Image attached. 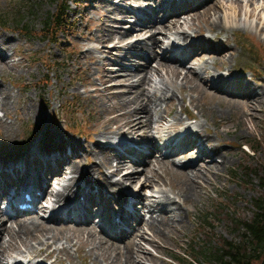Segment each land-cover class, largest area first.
Masks as SVG:
<instances>
[{
    "label": "bare ground",
    "instance_id": "1",
    "mask_svg": "<svg viewBox=\"0 0 264 264\" xmlns=\"http://www.w3.org/2000/svg\"><path fill=\"white\" fill-rule=\"evenodd\" d=\"M120 1L138 3L143 7L134 10L110 0L106 2L110 11L105 15L104 27L99 29L101 34L97 35L96 41L100 45L95 49L113 56L119 55L120 60L131 65L117 64L108 57L101 65L104 71L101 78L103 87L96 89L97 94L92 97L109 101L111 105L102 104L103 114L97 129L99 137L95 145L96 149L93 147L91 151L97 157L98 163L82 168L79 160L76 159L81 156L79 155L80 142L68 137L66 140H61V135L56 128L50 127L54 125L53 122L50 125H42L38 140L32 139L25 146L19 147L15 143L12 146L9 139H3V142H0V144H6L0 149V264H4L9 249L21 252L22 247L28 250L30 257L34 259L40 257L37 261H33V264H45L46 261L49 264H64L65 259L70 260L68 264H73L71 261L73 258L79 259L80 264H142L139 258L154 260V256L146 250L141 241L158 247L156 238L162 239L160 234L171 236L175 231L179 232L177 229L183 222V212L181 206L176 205L167 193H163V197L156 201H150L148 197H143L140 193L134 197L127 193L123 184L129 183L132 186L141 172L137 171V163L132 161L134 160L132 156H135V153L139 156L144 155L146 157L144 161L151 166L154 164L161 169L170 168L173 173H177L176 180L169 182L162 177L159 171H155V176L148 178L146 185H157L159 181L156 177H158L174 187L173 193L176 197L182 198L183 203L193 206V199L202 193L207 194L210 185L208 181L212 180L213 176H222L223 169L232 163L231 159L241 154L239 145L245 139L224 138L221 128L225 127L224 131L235 138L242 135L244 130L249 129L243 117L250 116V112L253 113L258 109V104L263 100L264 94L260 90L254 91L247 80H244V86L243 82L236 81L240 80L238 78L226 79L217 73L213 74L211 79L216 80L215 82L220 85L216 88L218 89L216 96L222 98L218 103L226 99L225 93L235 94L231 88L235 89L236 84L241 89V95L237 93L239 97L227 98L229 103L219 109L209 98V105L205 109L199 107L203 115L214 122V132L208 130V121H206L205 124L200 123L204 128L202 131H192L186 128L183 133L174 135L170 133L168 137L161 139V145H163L161 147L169 149V155L178 152L182 158L188 159L185 166L189 169H177L170 160L165 158H151L160 146L154 143L156 137L151 132L152 122L155 118L162 121L166 115L162 113L160 97L147 96L145 86L154 81V76L159 77L163 82L166 81V75H171L173 80L166 81L165 86L159 90L163 96L172 92L168 102V105L172 107L175 89L179 87L176 81L181 78L183 90L190 95V101L196 104V99L200 94L210 89L207 85L211 79L204 80L199 71L200 68H206L205 57L212 58L218 71L227 63L225 51L229 45L225 43L227 40H223L221 35L227 38L229 29L217 16L220 6L213 0H210V3L203 0L205 5L202 13H194L191 22L183 23L189 28H194L195 38L190 39L188 31L181 27L179 19L183 16V11L196 5L195 0H146L147 5L144 4L145 0ZM235 2L237 3L236 13L240 14L242 4L240 0H235ZM161 8L163 12H166L163 21H160L158 17L162 13ZM142 13L145 15L144 18H142ZM128 15L135 17V21L129 25L125 24ZM212 15L215 16L213 21L210 20ZM200 17H203L208 31L213 35H203L201 28L196 26L195 22L201 19ZM174 29L171 35L168 34V30ZM142 33L150 34L145 39H132ZM173 35H176L172 39L178 40L177 44L174 45L169 41L167 45L174 46L175 49L166 50L165 40ZM20 39V37L16 39L14 35L0 30V75L8 67L23 66L22 60H11ZM158 49L162 51V54H159ZM90 50L92 49L87 52ZM189 50L191 54L188 56L187 51ZM143 51L147 53V56ZM179 51L184 57L178 54ZM88 57L96 63L99 60L96 55ZM163 59L170 60V62L164 63ZM143 60L145 63H142ZM152 61L157 62L156 66H152ZM191 61L198 65L199 69L197 67L187 68L186 63ZM87 70L88 68H83L86 73H88ZM135 78H137L138 85L133 82ZM83 80L88 85L92 84L88 78ZM121 88L129 89L120 91ZM133 88H136L134 93L129 94ZM14 95L15 93L13 94L0 78V106L4 109L8 108L14 103ZM180 103L183 105V97ZM33 104L32 99H26L21 110L33 112L35 110ZM237 104L241 106L235 110L242 112L245 116H241V121L238 122L225 121V112L221 109H226L230 105L232 111ZM183 108L187 111V107L183 105ZM215 115L220 119H213ZM175 117L179 122L184 121L177 115ZM1 123L6 128H12L11 123L2 122L0 119ZM142 130L144 136L140 134ZM254 130V128L249 129L250 132ZM110 134L114 136L109 137ZM60 140L61 142H58ZM104 140L109 141L103 142ZM143 140L150 144L142 145ZM125 141L131 143L128 144ZM225 144H232L236 149L221 150V146ZM192 156L194 160L189 159ZM113 160L115 163L112 162ZM105 168L109 169L110 174L118 175L119 178L116 181L107 178ZM67 174L71 175L69 179H66ZM64 179L65 182L62 183L61 188L49 192L54 198L53 203L44 206L47 191L53 183L60 184V181ZM21 187L32 188L36 196L35 203L37 201L35 205H40L43 211L54 210L57 205H65V207H61L59 213L53 215L48 223L35 216L26 217L25 214H29L26 212L33 210H25L24 215H12L9 218L14 220L15 226H7L5 223L7 216L3 213L1 204L3 201L9 203L8 195ZM104 188L106 191L103 190ZM110 191L113 192L112 195ZM134 201H138L151 213L148 219L138 214L133 204ZM111 205L116 207L115 213L116 211L121 212L119 225L123 228L119 235H115L123 238V242H116L117 240H114L112 235H104L102 228L100 231L94 228V215L105 221L109 216L110 222L106 226V231L114 233L112 229L116 223L110 216L113 214ZM170 206L174 207L170 208ZM55 221L61 222L56 224ZM141 223L151 231L150 239L142 230ZM5 236L8 237L6 245L2 241ZM60 240L65 242L57 245ZM32 241L40 245L35 247L31 244ZM121 243L124 244L121 246ZM71 247H75L76 257L70 253ZM31 260L33 259L29 262ZM13 264L24 263L15 262Z\"/></svg>",
    "mask_w": 264,
    "mask_h": 264
},
{
    "label": "rangeland",
    "instance_id": "2",
    "mask_svg": "<svg viewBox=\"0 0 264 264\" xmlns=\"http://www.w3.org/2000/svg\"><path fill=\"white\" fill-rule=\"evenodd\" d=\"M107 1L74 0V2H70L69 16L73 20L71 27L66 32L59 34L55 41H52L46 35V30L44 31L42 28L46 15L58 8V0H0V30L14 35L16 39L21 38L11 60H22L23 62V66L19 68L8 67L0 75L5 85L12 90L13 94L15 93L13 104L6 109L0 106V119L2 122L12 124V128H6L2 123L0 124V142H3V139H9L12 146L14 143L19 147L25 146L32 139L34 141L38 140L42 125H50L53 122L54 125H50V127L56 128L61 135V140H66V137H68L80 142L81 152L79 155L81 156L76 159L79 160V165L82 168L98 163L97 157L91 151L93 147L96 149L95 145L99 137L97 129L100 125V117L103 114L102 104L111 105L109 101L99 97H92L97 94L96 89H102L103 87L101 78L104 75V71H102L101 65L106 62L104 59L107 57L117 64L131 65L120 60L119 55L113 56L95 49L100 45L96 41L97 35L101 34L99 29L104 27L106 22L105 15L110 11L108 10ZM110 1L134 10L138 9V7H143V5L138 3L121 2L120 0ZM213 2L220 6L217 16L222 19L229 29V33L226 35L228 39L221 35V38L227 40L225 43L229 45L227 50L230 51H225L227 63L218 71L212 62V58L206 56V68L199 69V66L192 61L186 63L187 68L197 67L201 71V78L204 80L211 79L213 74L217 73L226 79L238 78L240 79L236 80L238 82L244 83V80H247L254 91L260 90L264 94V0H240L242 4L240 14L236 13L237 3L235 0H213ZM198 3L196 11L194 8L187 9L179 19L181 27L188 31L190 39L195 38L194 28H189L183 23L191 22L194 13H202L205 4L202 0H198ZM144 4H148L146 0ZM211 13L213 14V11ZM164 15L162 12L158 16L160 21L164 20ZM132 16L128 15L125 24L129 25V23L135 21V17ZM144 17L145 15L142 13V18ZM200 18L195 23L196 26L198 25L201 28L202 34L213 35L208 31L203 17ZM214 19L215 16L212 15L210 20L213 21ZM174 31L175 29L167 32L171 35ZM149 34L142 33L132 39H145ZM175 36H171L170 39L166 38L165 48L169 41L173 43L174 40L172 38ZM90 37L94 39L92 40ZM167 48L171 50L173 46L172 48L167 46ZM89 49L92 50L87 52ZM158 52L162 54L160 49H158ZM189 52L190 50L187 51L188 56L191 54ZM143 53L147 56V53L144 51ZM178 54L184 57V55L180 54V51ZM89 55H96L99 58L97 63L92 61L88 57ZM163 61L164 63L170 62V60L166 59H163ZM137 62L139 61L137 60ZM142 63H145V61L143 60ZM156 64V61H152V66H156ZM50 66H52L51 69H49ZM84 67L88 68V73L83 71ZM84 78L91 80L92 84L88 85L83 80ZM153 79V82L145 86V94L149 97H155V95L160 97L162 113L166 115V118L162 121L155 118L152 122L151 132L156 137L154 143L160 146L151 158H165L170 160L175 168L187 170L189 167L185 165L188 159L182 158L178 152L166 156L165 152L167 151L161 147L163 146L161 145V139L170 135L171 132L174 134L177 130H184L186 126L192 131H202L204 128L200 123L205 124L206 121H208V130L214 132V122L210 118L205 117L199 107L205 109L209 105L208 100L211 99L214 106L219 109L229 103L227 98L232 96L239 97V95L236 92L233 95L225 93L227 100L224 99L218 103L219 100H222V98L216 96L218 95L216 88L220 85L215 82L216 80L211 79V82L208 81L207 85L210 89H207L204 94H200L196 99V105L190 101L188 92L183 90V82L179 78L176 81L179 87L175 89L176 93L174 94L173 106L171 107L168 102L172 92L170 91L168 95L163 96L159 88H163L166 81L171 82L173 77L166 75V81L163 82L157 76H154ZM136 80L137 78L133 82L138 85ZM235 86V91L239 89L241 92L239 85L237 86L236 84ZM128 89L121 88L120 91H127ZM135 89L133 88L129 94H133ZM182 97L183 105L187 107V111L184 110L183 105L180 103ZM26 99L33 100L35 108L33 112L29 113L21 110ZM239 106L241 105L237 104L232 111L230 105L226 109H221L225 112L224 120L238 122L241 116H245L242 112L235 110ZM257 108L255 112H250V116L246 115L243 117L249 129H255L253 132L247 129L243 131L242 135L235 138L224 131L225 127L221 128V132L224 135L222 137L224 138L232 140L245 139L239 145L241 154L231 159L232 163L223 169L222 176H213L212 180L208 181L210 185L208 186L207 194L202 193L196 199H193V206L183 203L182 198L176 197L173 193L174 187L169 183L163 182L158 177H156L159 181L157 185H146V180L153 178L155 171H159L162 177L169 182L170 180H176L177 173H173L170 168L161 169L154 164L151 166L144 161V158H146L144 155L139 156L135 153L137 158L132 161H136L137 171L141 172L132 186L129 183H125L123 188H126V191L132 196L140 193L143 197H148L150 201L159 200L163 197V193H167L175 201L176 205L181 206L183 212V222L177 229L179 232L176 233L175 231L171 236L160 234L162 239L156 238V243L157 245L159 244L158 247L141 241L146 250L154 256V260L139 258L138 260L142 264H175L170 260V257L181 256L180 253L190 251L193 244L196 246V250L206 244L217 246L222 238L231 236L233 224L230 221L233 217L251 216V201L263 190L261 184L264 182V97ZM176 115L184 121L179 122L175 117ZM213 119L219 120L220 117L215 115ZM73 127L78 128L74 130ZM140 134L144 136L143 130L140 131ZM108 136L112 137L114 135L110 134ZM61 140L58 142H61ZM107 141L109 140H104L103 142ZM143 141H141L142 145L150 144L145 140ZM244 143L254 146L255 152L249 151V146H244ZM4 145L6 144H0V149ZM221 147V150L236 149L232 144H225ZM189 159L194 160V157L192 156ZM112 162L115 163L114 160ZM104 172L105 176L111 178L112 181H116L119 178L118 175L110 174L109 169L105 168ZM70 176V174H67L66 179H69ZM64 182L65 179L61 180L60 184L53 183L54 187L51 188L56 190ZM103 190L106 191V188ZM110 193L111 195L113 194L111 191ZM45 197H47V205L54 201V198L48 192ZM134 205H136L135 210H137L139 215H143L145 219L150 217L151 213L138 201ZM173 207L170 206V208ZM111 208L115 209L112 205ZM36 210L37 212L35 213L26 214V217L35 216L46 223L50 222L49 219L46 220L41 217L39 207ZM206 215H209V218L205 224L202 221L205 220ZM7 218L5 219L6 225L15 226L14 220ZM210 224V229H207L206 227ZM94 225L95 230L99 231V225L97 223ZM141 227L146 232V237L150 239L151 231L143 223H141ZM7 240L8 237L6 236L2 239L5 245ZM114 240H117L116 242L124 241L123 238ZM64 242V240H60L57 245H62ZM31 244L35 247L40 245L36 241H32ZM123 244L121 243V246ZM70 253L75 257L77 256L75 247L70 248ZM29 259L28 250L24 247H22L21 252L9 249L6 253L4 264L26 263ZM71 261L73 264H80L77 258H73ZM69 262L70 260L67 259L65 264Z\"/></svg>",
    "mask_w": 264,
    "mask_h": 264
},
{
    "label": "trees",
    "instance_id": "3",
    "mask_svg": "<svg viewBox=\"0 0 264 264\" xmlns=\"http://www.w3.org/2000/svg\"><path fill=\"white\" fill-rule=\"evenodd\" d=\"M69 1L74 0H58V8L44 18L42 29L52 40L71 27ZM261 186L263 190L251 201V216L233 217L230 222L235 230L230 237L222 238L219 245L206 244L197 251L196 246H192L191 254L185 253L188 264H200L201 259L205 264H264V182ZM208 218L206 215V223ZM210 227L211 224L206 228Z\"/></svg>",
    "mask_w": 264,
    "mask_h": 264
}]
</instances>
